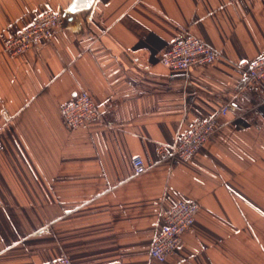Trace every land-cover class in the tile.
<instances>
[{"label":"crops","instance_id":"1","mask_svg":"<svg viewBox=\"0 0 264 264\" xmlns=\"http://www.w3.org/2000/svg\"><path fill=\"white\" fill-rule=\"evenodd\" d=\"M70 3L0 0V264H264V80L248 77L264 56V0H97L49 41L6 50ZM188 36L217 60L166 68L163 54ZM81 91L100 112L72 127L63 108ZM224 106L194 159L168 157ZM179 201L201 209L157 262L163 213Z\"/></svg>","mask_w":264,"mask_h":264},{"label":"built area","instance_id":"2","mask_svg":"<svg viewBox=\"0 0 264 264\" xmlns=\"http://www.w3.org/2000/svg\"><path fill=\"white\" fill-rule=\"evenodd\" d=\"M63 20L62 12L48 10L40 14L31 24L16 35L10 37L5 44L6 50L14 56L28 51L31 47L49 41L59 29ZM218 51L198 37L188 36L171 45L160 61L168 69L188 72L193 67L206 66L214 63ZM248 77L254 83L264 80V56L250 63ZM229 107L224 106L217 114L207 119L196 120L190 128L178 136L176 145L169 152L171 159L191 161L198 154L207 139L222 126L219 117L228 113ZM99 108L85 91L77 93L74 99L63 108V115L72 127L85 125L96 119ZM1 144V142H0ZM136 175L147 172L148 167L142 156L133 160ZM201 209L196 201H179L163 213L164 223L155 238L150 256L165 262L174 255L181 245V236L193 226ZM48 264H73L68 256H64Z\"/></svg>","mask_w":264,"mask_h":264},{"label":"water","instance_id":"3","mask_svg":"<svg viewBox=\"0 0 264 264\" xmlns=\"http://www.w3.org/2000/svg\"><path fill=\"white\" fill-rule=\"evenodd\" d=\"M96 2L97 0H71L70 5L62 12L63 18L72 20L80 15H88L93 11Z\"/></svg>","mask_w":264,"mask_h":264},{"label":"trees","instance_id":"4","mask_svg":"<svg viewBox=\"0 0 264 264\" xmlns=\"http://www.w3.org/2000/svg\"><path fill=\"white\" fill-rule=\"evenodd\" d=\"M57 11H59V10H57Z\"/></svg>","mask_w":264,"mask_h":264}]
</instances>
